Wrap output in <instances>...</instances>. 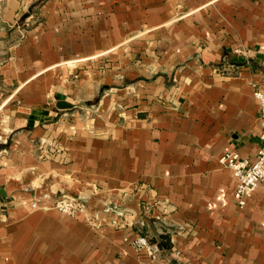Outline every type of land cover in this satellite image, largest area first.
Listing matches in <instances>:
<instances>
[{
    "label": "crops",
    "instance_id": "0c3cea01",
    "mask_svg": "<svg viewBox=\"0 0 264 264\" xmlns=\"http://www.w3.org/2000/svg\"><path fill=\"white\" fill-rule=\"evenodd\" d=\"M36 1L0 0V264L149 262L135 231L153 264H264V186L239 206L220 161L262 145L264 0Z\"/></svg>",
    "mask_w": 264,
    "mask_h": 264
},
{
    "label": "built area",
    "instance_id": "2783aa9c",
    "mask_svg": "<svg viewBox=\"0 0 264 264\" xmlns=\"http://www.w3.org/2000/svg\"><path fill=\"white\" fill-rule=\"evenodd\" d=\"M254 95L260 102V120L262 124V145L258 150L256 159L250 160L248 158H243L239 153L233 151L225 152L220 157L221 163L231 168L233 172L235 178L234 198L241 207L247 204L249 198H251L260 185L264 186V91L256 89ZM39 203V200L35 199L31 202V207H42ZM86 205L83 198L63 194L56 200L54 207L74 217L80 212H84ZM123 240L133 245L139 255L149 258V262L141 261L140 264H153L160 254V245L151 242L149 238L141 232L135 231L131 235H125Z\"/></svg>",
    "mask_w": 264,
    "mask_h": 264
},
{
    "label": "rangeland",
    "instance_id": "374dc122",
    "mask_svg": "<svg viewBox=\"0 0 264 264\" xmlns=\"http://www.w3.org/2000/svg\"><path fill=\"white\" fill-rule=\"evenodd\" d=\"M40 0H37L36 1V5L39 3ZM1 5H3L1 2H0ZM36 18V16H33L31 18H28L27 20H25L23 17H20L17 22L15 23V28H16V32H15V40H18L19 36L22 35V33L24 32L25 29H27L29 27L28 24H31L32 20ZM6 48L2 46V43L0 45V65L3 64V62L5 61L6 57ZM4 86L0 83V90H3ZM5 115V112L3 111H0V119H2L1 117ZM0 126H1V122H0ZM1 130V129H0ZM4 206L1 204V200H0V215L2 216L4 212Z\"/></svg>",
    "mask_w": 264,
    "mask_h": 264
},
{
    "label": "water",
    "instance_id": "95a60500",
    "mask_svg": "<svg viewBox=\"0 0 264 264\" xmlns=\"http://www.w3.org/2000/svg\"><path fill=\"white\" fill-rule=\"evenodd\" d=\"M57 106L60 108H70L73 106V104L65 102L64 98H61L60 101L57 103ZM0 193L2 196H6V192L4 189H0Z\"/></svg>",
    "mask_w": 264,
    "mask_h": 264
}]
</instances>
